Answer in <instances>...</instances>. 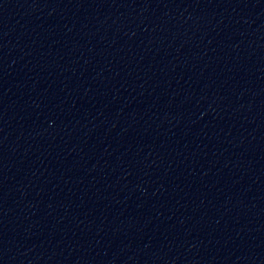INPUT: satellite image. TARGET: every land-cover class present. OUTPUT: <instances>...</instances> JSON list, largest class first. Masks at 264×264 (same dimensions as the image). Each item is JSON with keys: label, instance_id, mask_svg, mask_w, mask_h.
<instances>
[{"label": "water", "instance_id": "95a60500", "mask_svg": "<svg viewBox=\"0 0 264 264\" xmlns=\"http://www.w3.org/2000/svg\"><path fill=\"white\" fill-rule=\"evenodd\" d=\"M0 264H264V0H0Z\"/></svg>", "mask_w": 264, "mask_h": 264}]
</instances>
